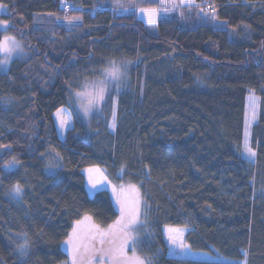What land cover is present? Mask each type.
<instances>
[{
    "label": "trees",
    "instance_id": "trees-1",
    "mask_svg": "<svg viewBox=\"0 0 264 264\" xmlns=\"http://www.w3.org/2000/svg\"><path fill=\"white\" fill-rule=\"evenodd\" d=\"M197 1L152 34L106 0H0L3 33L18 41L0 55V264H62L77 221H117L108 191L88 195L92 167L140 187L150 264H264V0ZM113 61L126 81L85 121L73 95ZM249 92L254 162L241 154ZM61 108L73 119L64 140ZM166 227L231 262L169 257Z\"/></svg>",
    "mask_w": 264,
    "mask_h": 264
},
{
    "label": "rangeland",
    "instance_id": "rangeland-1",
    "mask_svg": "<svg viewBox=\"0 0 264 264\" xmlns=\"http://www.w3.org/2000/svg\"><path fill=\"white\" fill-rule=\"evenodd\" d=\"M64 1V0H63ZM148 2V5H143L142 3ZM199 2L197 0H106L104 6L110 5L115 11L120 14H128L133 13L136 17L141 20L147 27L148 31L152 34L158 33V24L161 19L172 18L173 15H177L180 13L181 9L189 8L192 9L193 7L198 6ZM141 8L145 9H157L158 15L155 17V24H149L147 22V18L144 16L143 13L140 12ZM5 12V9L0 8V15ZM200 12V11H199ZM0 21H2L0 19ZM3 26H0V34L1 38L0 41H3L5 36L13 37L9 35H5ZM15 38V37H14ZM16 44H18L17 39L15 38ZM9 53H5L0 51V55H8ZM116 69L121 73L119 80L108 78L106 80L105 76L100 81H105L106 83V90L104 92V98L99 100L98 102L88 106V100L90 94L95 92V88L93 87L94 84L98 81L90 82L84 85V87L73 95L72 98V107L75 109L80 116L85 121H89L90 118L95 114H100L105 102L110 95V93L117 88H121L123 83L126 81V65H115ZM77 93H83L82 96H77ZM85 106H88L87 112H85ZM259 106L260 101L258 96L254 92H249L247 97V104H246V133H247V141L248 147L251 148L252 152L255 151L252 149L250 145V130L258 120V113H259ZM63 111L59 113L58 111L54 114L55 123L58 130V135L61 140L65 139L66 133L68 129L73 126V119L70 111L67 108H61ZM66 119L68 121L67 126L61 127V120ZM89 123V122H88ZM114 129V128H113ZM112 129V130H113ZM246 138V136H245ZM245 144V141H244ZM244 144L241 149L242 156L250 161H255V155H249V153L244 151ZM88 169H99V172L91 173L94 182H98L96 187H93L92 183H89V172ZM83 171L85 176V185L88 192V195L93 198L97 192L99 191H108L114 204L119 212L118 219H120L121 213L119 211L120 204L117 203L118 199L121 201H126L127 204L132 208H137L138 211L135 212V219L120 229L117 232L116 243L119 245L121 242L123 243V252L124 257L126 258L124 264H136L137 260L145 261V264H150L147 258L140 254L138 250V244L143 239L147 238L151 233L150 229L147 227V204L144 200L142 195L141 189L137 185H117L110 181L106 173L98 167L88 168ZM88 219H85V218ZM117 219V220H118ZM81 225L79 226V235H80V243L81 247V254H84V264H88V257L95 254V259L92 260L91 264H112V262L108 259V257H104L103 260L100 259L101 253L99 250L101 247L107 249L110 245L105 244L101 246L97 239H93L95 235V228H99L104 232H109L115 223H113L109 227H98L93 224L91 218L89 216H84L81 220ZM74 227H77V223L74 224ZM73 227V228H74ZM168 229H179L182 232V239L183 242L187 245L185 241V236L188 232L187 229L178 228V227H166L164 229L165 237L167 243L169 245V257L176 258V259H187V260H194V261H217L223 263H230L231 260L218 256L213 255L208 252H196L190 249H180L174 245H172L168 240ZM73 231V229H72ZM72 231L70 235L72 234ZM69 239V238H68ZM67 239V240H68ZM66 240V241H67ZM63 249L68 254V259L62 264H72V257H71V250L68 244H63ZM99 252V253H95Z\"/></svg>",
    "mask_w": 264,
    "mask_h": 264
},
{
    "label": "snow or ice",
    "instance_id": "snow-or-ice-1",
    "mask_svg": "<svg viewBox=\"0 0 264 264\" xmlns=\"http://www.w3.org/2000/svg\"><path fill=\"white\" fill-rule=\"evenodd\" d=\"M7 6L4 4H0V8H6ZM140 12L144 14V16L147 18V22L149 24H155L156 20L155 17L158 15L157 9H145L141 8ZM73 19H79V17H75ZM0 26H3L7 28V22L6 21H0ZM18 45L16 44L14 37H7L5 36L3 41H0V51H3L5 53H11L14 51ZM111 67L109 69H105L103 71V75L105 76L106 80L108 78L116 79L117 81L120 78L121 73L116 69L115 62H110ZM95 88V92L93 94H90L89 100H88V106L98 102L99 100H102L104 98V92L106 90V83L105 81H98L96 84L93 85ZM83 93H77V96H82ZM88 106H85V112L88 110ZM63 110H58V116L59 113ZM115 115V113H114ZM68 121L66 119L61 120V127L67 126ZM112 127H115V124L113 123ZM244 151L249 153V155H255L254 152H252L251 148L248 147V141H247V133L245 138V144H244ZM89 172V183H92L93 187H96V184L98 182H94L93 178L91 176V173L93 172H99V169H88ZM14 192L19 194L21 192V186L19 184L15 185L13 188ZM118 204H120V219H118L115 222V226L110 229L109 232H104L100 230L99 228H95V235L93 236V239L98 238V242L101 246L105 245L106 243L110 246L107 249H104L101 247L99 250L101 253L100 259L103 260L104 257H108V259L112 262V264H124L125 257L123 252V243L121 242L119 245L116 243V237L117 232L120 231L121 228L126 227L128 223H131L135 219V212L138 211L137 208L130 207L126 201H121L118 199ZM85 219H88L87 217ZM77 227L73 228L72 234L69 236V239L65 241L66 244L69 245L71 250V257H72V264H79V262L84 260V257L81 255V243H80V235H79V226L81 225V221H77ZM168 240L169 242L180 248V249H188L189 246L186 245L183 242L182 239V232L179 229H168ZM27 245H22L21 248L26 247ZM95 259V254L88 257V264H91L92 260ZM136 264H145V261L143 260H137Z\"/></svg>",
    "mask_w": 264,
    "mask_h": 264
},
{
    "label": "built area",
    "instance_id": "built-area-1",
    "mask_svg": "<svg viewBox=\"0 0 264 264\" xmlns=\"http://www.w3.org/2000/svg\"><path fill=\"white\" fill-rule=\"evenodd\" d=\"M66 9H69V6L68 5L66 6Z\"/></svg>",
    "mask_w": 264,
    "mask_h": 264
}]
</instances>
